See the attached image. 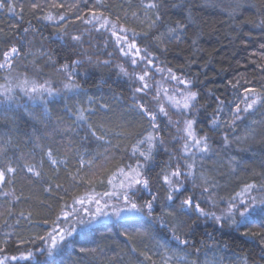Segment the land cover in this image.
<instances>
[{
    "label": "trees",
    "instance_id": "16d2710c",
    "mask_svg": "<svg viewBox=\"0 0 264 264\" xmlns=\"http://www.w3.org/2000/svg\"><path fill=\"white\" fill-rule=\"evenodd\" d=\"M3 2L5 7L0 8V62L3 61V52L13 45L21 49V57L15 62L11 75L6 70H0V91L6 84L14 87V77L23 75L39 81H51L53 87L61 88V84L66 80L58 68L63 63L71 64L72 53L56 38L60 27H63L64 31L88 30L90 36H86V39H91L92 46L85 43L84 48L89 53H99L93 59H107L103 53L112 51L114 61L111 67L85 63L84 67L77 69L82 74L76 78L81 90L75 94L62 92L61 96L51 98V102L46 106L29 101L17 90V106L8 113V120H0V146H4V142H11L13 148L18 146L23 154L32 152L34 145L29 143L30 138L38 145H47L53 141H61L63 136L59 159L66 161V168L64 163L58 166L59 178L57 172L49 166L44 167L43 173L50 182L54 181L67 188V194L59 190L46 192L43 182H37L35 178L27 176H17L13 185L0 189V243L9 240L8 254L18 255L17 245L12 244V241L20 237L44 235L51 229V221L61 214L60 210L65 202L71 205L73 197L86 198L92 194L93 188L98 193L110 190L107 180L118 167L128 161L132 145L149 127L146 120H141L129 108V85L117 74L115 67L116 64H124L125 67L128 65L126 58L119 56L111 47L114 37L110 38L109 33L104 30L96 32L92 24L85 23L90 18V9L105 11V15L118 25L135 28L140 34H151L156 29L148 28V21L144 20L141 14L140 0H102L103 8L97 6L95 0H87V7L81 0H55L56 3H63V8L51 7L53 0ZM33 2L40 7L33 9ZM237 2L240 0H163L164 6L160 14L166 25H175L179 21L188 27L180 34L179 40L160 44L159 50L156 47L149 48L157 57L155 65L170 67L177 75L192 80L193 90L199 93L201 114L198 116L196 127L198 131L203 129L200 134L207 133L212 137V145L218 153L212 159L204 160V171L221 186L215 196L217 207H202L216 211L217 215L226 208L223 199L240 192L244 184L257 185L248 195L264 194L259 188V185L264 184V0H247V6L234 17H230L224 9L227 5ZM74 4L79 7H72ZM9 6H14L13 11H8ZM189 9L191 19H188ZM132 12H136L139 19L132 18ZM49 14L54 17L63 14L65 20L60 21L58 27L56 23L43 19ZM77 15L84 19H77ZM125 15L128 19H125ZM117 16L120 17L119 20ZM149 16L155 18L151 12ZM141 20H144L143 24ZM26 28L27 32L24 31ZM160 31H164V28L161 27ZM105 40L109 41L107 49L103 47ZM245 81L248 83L245 84ZM233 84H238L239 90L233 88ZM245 86L254 87L261 94L262 98L256 105V110L245 113L244 121H237L235 132L223 125L219 131L213 132L204 120L215 114L217 98L225 101L226 105L220 113V120L231 123L227 105L242 96ZM2 99L0 97V100ZM101 105H106V109L101 108ZM3 106L0 103V109ZM165 107L169 109L173 121L179 119L167 103ZM79 108H90L95 112L89 117V123L97 130L107 129L106 139L111 143H94L87 150L93 154H102L95 161L96 167L92 170L95 176L85 166L80 173L84 177L83 181H77V186L73 187V181L68 174L76 173V169L80 167V158H91L81 144L87 132L77 127L79 122L72 118ZM249 126L254 129V134H247ZM223 132L229 133V144L224 147L217 142ZM98 134L101 133L98 131ZM160 135L164 144L156 157L158 167L152 172L150 186L163 202L167 193L157 182L156 174L165 167V162L169 159L168 153L174 152L179 145L173 141V137L177 135L175 127L165 128L162 125ZM39 150L37 147L36 152ZM103 157L108 158L107 166L99 167L104 164ZM232 157L242 165L236 167L235 173L226 163ZM88 180H92V183L88 184ZM142 195L144 199L149 198L146 193ZM58 197L63 199L59 200ZM136 202L143 201L137 196ZM114 204L103 209L109 216L101 217L99 222L93 224L87 230V238L84 232H79L73 238L79 242L77 248L84 246L95 251L78 253L70 246L62 257L64 264H140L144 260L140 253L147 251L151 243L137 232L141 218L127 216L126 219H117L112 213L115 207L122 205L119 200H115ZM84 208H87L88 212L81 211L77 216L70 217V220L89 219V213L94 212L95 208L88 203ZM21 212L24 216H20ZM157 214H160V209H157ZM45 219L49 221L48 224H44ZM183 219L188 220L190 225V228L184 230L187 233L184 238L195 241L196 246L201 248V264H264V259H261L264 256V245L260 243L264 240V227L259 224L249 226L251 231L257 233L256 236H245V227L237 229L235 225L223 220L221 223L224 226L220 227L210 218L196 220L193 216L191 220L187 217ZM192 220H195V224ZM191 229H194V232ZM125 232L131 235V239L123 235ZM43 245L44 242L37 240L36 245L25 244L19 247L21 251L28 248L36 251L37 247ZM133 248L136 251H132ZM162 255L165 254L152 256L156 264H162ZM176 255L182 257L184 253L176 251ZM193 258L195 257H189ZM36 259L42 261L44 257L38 255ZM20 264L26 262L22 261ZM144 264L150 262L144 261ZM171 264H180V261L173 260Z\"/></svg>",
    "mask_w": 264,
    "mask_h": 264
},
{
    "label": "snow or ice",
    "instance_id": "6c2138e0",
    "mask_svg": "<svg viewBox=\"0 0 264 264\" xmlns=\"http://www.w3.org/2000/svg\"><path fill=\"white\" fill-rule=\"evenodd\" d=\"M81 2L87 7V0H81ZM95 4L101 8L104 7L102 0H95ZM140 6L144 20L148 21V28L156 29L151 34L148 32L140 34L137 33L135 28L120 26L105 15V11L97 12L90 9V18L85 23L92 24L96 32L101 30L108 32L110 38L114 37L111 47L119 56L127 58L126 63L128 66L116 64V72L129 85L131 98L129 108L141 120L147 121L148 129L132 145L128 161L122 167H118L111 178L107 180L110 190L98 193L93 188L92 194L88 197H73L71 205L65 202L61 207V214L57 216L56 220L51 221V229L44 235L32 238L20 237L18 240L12 241V244L17 245L18 255L8 254L9 240H4L0 243V253L3 254L0 255V264H20L22 261L26 262V264H64L62 257L65 250L70 246L73 251L78 253L95 251V249L84 246L77 248L76 246L79 242L73 238L79 232H84L87 238V230L93 224L99 222L101 217L109 216L107 212L103 211V208H108L110 206L109 202L113 199L119 200L122 205L115 207L112 213L117 219H126L127 216L141 218L137 232L149 241L151 246L148 247L147 251L140 253L144 258L140 264H144V261L156 264L152 256L162 253L165 254L161 256L162 264H171L173 260H179L180 264H201V248L196 246L195 241L184 238L187 236L184 231L185 228H190L188 220L183 219L184 217L189 218V220L193 216H195L196 220L210 218L220 227L224 226L221 223L222 220L235 225L237 229L243 226L247 229L243 233L245 236L257 235L256 232L251 231L249 226L259 224V226L264 227V199L257 200L252 196L245 199L246 195L257 188L255 183L244 184L240 192L230 198L223 199L222 202L226 204V208L221 211L220 215H217L216 211L206 210V207L208 209L217 207L215 196L221 186L204 171V160L212 159L218 153L212 145V137L207 133L200 134L203 129L201 128L198 131L196 127L198 116L201 114V106L198 99L199 93L193 90L194 84L192 80L185 79L182 75H177L170 67L155 65L154 61L157 57L154 56L153 52L149 51L150 47H156L159 50L158 45L179 40L180 34L188 25L179 21L175 25H166L160 14L164 6L163 0H140ZM245 6H247V0H240V2L227 5L224 10L228 12L230 17H234ZM4 7L5 3L0 0V8ZM39 7V4L33 2V9ZM51 7L63 8L64 4L56 3L53 0ZM72 7L78 8L79 6L74 4ZM13 9L14 6L8 7L10 12ZM150 12L154 14V19L149 16ZM131 17L139 19L136 12H132ZM43 19L56 23L60 27L59 22L64 21L65 16L60 14L58 17H54L49 14L44 16ZM77 19L83 20L84 17L77 15ZM119 19L120 17L117 16V20ZM125 19H128L127 15H125ZM188 19H191L190 9L188 11ZM144 20H141L142 24ZM161 27L164 28V31H160ZM24 31L27 32L28 29L26 28ZM86 36H90L88 30L64 31L63 27H60L56 38L72 53L70 57L71 64L63 63L58 68V71L65 75L66 82H63L61 88L57 89L48 80L39 81L29 78L27 75L14 77L15 86L6 84L0 91V97L3 98L0 103L4 105L0 109V120H8V113L12 112L14 107L17 106V90L29 101L46 106L51 102V98L61 96L62 92L75 94L81 90V86L76 83V78L82 74L77 69L84 67L85 63L111 67L114 62L113 52L105 51L103 53V55L108 57L107 59L94 60L93 57L98 56L99 53H89L84 48L85 43H88L90 47L92 46L91 39H86ZM103 47L105 49L109 47L108 40L104 41ZM20 57L21 49L13 45L3 52L0 70H6L11 75L15 62ZM76 57H83V59H77ZM153 69L154 71H152ZM157 73L161 75V80L175 82L172 94H169V89L164 88L159 81L155 80V74ZM164 73H167L166 77ZM36 75H40V73H36ZM84 75L86 76L87 74ZM229 83L231 84V82ZM247 83L245 81V84ZM231 86L239 90L238 84ZM161 97L164 99L162 100ZM261 98V94L254 87H243L242 96L227 105L231 123L220 120V113L226 105L225 101L217 98L218 106L215 114L208 116L204 123H208L213 132L219 131L221 125L235 132L237 121H244L245 113L255 111L256 105ZM165 103L174 110L179 117L178 120H172ZM153 104L155 107H152ZM106 107V105H101V108L106 109ZM45 110L47 111L46 107ZM94 114L95 112L90 108H79L72 117L74 121L79 122L76 126L87 132L81 144L87 155L91 157L88 160L80 158L78 161L80 167L76 169V173L68 174L73 181V187L77 186V181H83L84 177L80 173L85 166L95 176V172L92 170L96 167L95 161L102 154L99 152L93 154V152L87 150L94 143H111V141L106 139L107 129L99 128L97 130L89 123V117ZM162 125L165 128L175 127L177 135L173 137V141L176 145H179L174 152L168 153L169 159L165 162V167L161 168L160 172L156 174L157 182L163 186L167 193L163 202L158 198L154 188L150 186L152 172L158 167L156 157L159 154V149L163 148L164 144L163 137L160 135ZM98 131L101 134H98ZM246 131L248 135L254 134V129L251 126ZM217 142L222 147L227 146L229 144V133H221L220 140ZM29 143L33 144L34 147L32 152L28 154H23L18 146L13 148L11 142H4V146H0V189L13 185L17 176H27L35 178L37 182H43L46 185V192L51 193L59 190L67 194V188L54 181L50 182L43 173L44 167L49 166L57 172V178H59L58 166L64 163L66 168V161L59 159L63 136L61 141H53L47 145H38L32 138H30ZM70 145L71 142H69ZM37 147L40 149L39 152H36ZM103 158L104 164L99 167L107 166L108 158ZM226 163L233 173L236 172V167L242 166L235 160V157H232ZM87 183L91 184L92 180H88ZM259 188L264 191V184L259 185ZM144 193L148 195V199H144L142 195ZM4 195H8V193H4ZM137 196L143 201L142 203L136 202ZM16 199L20 198L16 197ZM58 199L62 200L63 197H58ZM101 200L104 201L103 205H101ZM86 203H95L96 205L95 211L89 213L90 218L70 220V217L77 216L81 211L88 212V209L84 208ZM76 205L81 207L77 208ZM202 205L206 207H202ZM157 209H160V214H157ZM20 216H24V213L21 212ZM29 216H31V213H29ZM16 222L19 223V220ZM48 223L49 221L45 219L44 224ZM192 223L195 224V220H192ZM191 230L194 232V229ZM123 235L131 239L129 233L125 232ZM37 240L44 242V245L37 247L36 251H32L30 248L20 250L19 246L25 244L36 245ZM260 243L264 245V240ZM224 248L226 249L227 245ZM173 249L183 252L184 256L178 257ZM132 251H136V249L133 248ZM167 253H171V255H167ZM38 255L44 257V259L38 261L36 259ZM204 255L206 256L207 253H204ZM189 257L195 258L189 259ZM261 259H264V256Z\"/></svg>",
    "mask_w": 264,
    "mask_h": 264
},
{
    "label": "rangeland",
    "instance_id": "374dc122",
    "mask_svg": "<svg viewBox=\"0 0 264 264\" xmlns=\"http://www.w3.org/2000/svg\"><path fill=\"white\" fill-rule=\"evenodd\" d=\"M126 61H127V58H126ZM152 71H154V69ZM164 76L166 77L167 73H164ZM155 80L159 81L163 85L164 88L169 89V94H172V91H173V89L175 87V82H172V81H169V80H161V75L158 74V73L155 74ZM180 87H182V86H180ZM249 196L255 197L257 200L264 199V194H261V195L260 194L247 195V196H245V199H248ZM114 201L115 200L113 199L112 201L109 202V204L114 206L115 205ZM103 203H104V201L101 200V205H103ZM89 206H92L93 208H96L95 203L89 204ZM103 209H105V208H103ZM241 210H242V206H241Z\"/></svg>",
    "mask_w": 264,
    "mask_h": 264
}]
</instances>
